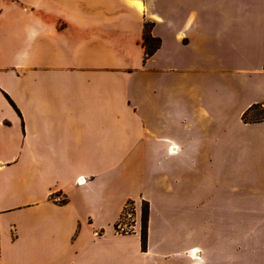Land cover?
<instances>
[{
  "label": "crops",
  "instance_id": "1",
  "mask_svg": "<svg viewBox=\"0 0 264 264\" xmlns=\"http://www.w3.org/2000/svg\"><path fill=\"white\" fill-rule=\"evenodd\" d=\"M257 104L264 0H0V264H248L196 223L232 155L264 162Z\"/></svg>",
  "mask_w": 264,
  "mask_h": 264
},
{
  "label": "rangeland",
  "instance_id": "2",
  "mask_svg": "<svg viewBox=\"0 0 264 264\" xmlns=\"http://www.w3.org/2000/svg\"><path fill=\"white\" fill-rule=\"evenodd\" d=\"M263 163L254 151L248 153L247 158L244 154L232 155L230 182L213 185L210 191L215 194V198L210 197L204 202L201 200L196 223L201 246L204 242L210 243L219 239L223 242V237L228 239L231 233L232 256H242L248 259V264H258V256H252L250 248L244 250L243 245L251 244L252 241L246 237V231L258 219L256 213L264 212ZM228 208L232 210L231 214L226 211ZM135 220V215L129 213L121 227L123 230L131 228L132 232ZM221 242L219 244L222 245Z\"/></svg>",
  "mask_w": 264,
  "mask_h": 264
},
{
  "label": "trees",
  "instance_id": "3",
  "mask_svg": "<svg viewBox=\"0 0 264 264\" xmlns=\"http://www.w3.org/2000/svg\"><path fill=\"white\" fill-rule=\"evenodd\" d=\"M153 22H146L144 24L143 30V44L145 46V58L152 56L160 46V39L154 37L151 33L153 28ZM260 108H264L261 105H253L250 107L244 114L243 120L245 122H256L260 120H264V110H260ZM135 214L134 211V203L133 201L127 202L125 205L121 217L119 221L116 223L115 228L120 233H130L131 229L129 230H122L120 231L118 226L121 224L127 217L128 214ZM148 215H149V205L147 202H143L141 208V241L143 248L146 247V238H147V222H148Z\"/></svg>",
  "mask_w": 264,
  "mask_h": 264
},
{
  "label": "built area",
  "instance_id": "4",
  "mask_svg": "<svg viewBox=\"0 0 264 264\" xmlns=\"http://www.w3.org/2000/svg\"><path fill=\"white\" fill-rule=\"evenodd\" d=\"M57 199H59V198H57ZM118 228H119V230H123V228L121 227V224H119Z\"/></svg>",
  "mask_w": 264,
  "mask_h": 264
},
{
  "label": "bare ground",
  "instance_id": "5",
  "mask_svg": "<svg viewBox=\"0 0 264 264\" xmlns=\"http://www.w3.org/2000/svg\"><path fill=\"white\" fill-rule=\"evenodd\" d=\"M195 254V256L197 255L196 253H194Z\"/></svg>",
  "mask_w": 264,
  "mask_h": 264
}]
</instances>
